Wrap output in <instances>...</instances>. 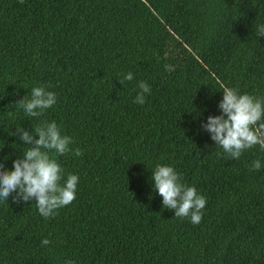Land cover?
<instances>
[{
    "label": "trees",
    "instance_id": "obj_1",
    "mask_svg": "<svg viewBox=\"0 0 264 264\" xmlns=\"http://www.w3.org/2000/svg\"><path fill=\"white\" fill-rule=\"evenodd\" d=\"M259 25L264 0H0V163L27 151L18 127L55 122L71 151L49 155L79 178L48 219L0 201V264H264V150L232 160L202 127L220 82L264 100ZM39 86L57 102L29 117L16 104ZM158 165L206 198L199 225L163 207Z\"/></svg>",
    "mask_w": 264,
    "mask_h": 264
},
{
    "label": "clouds",
    "instance_id": "obj_2",
    "mask_svg": "<svg viewBox=\"0 0 264 264\" xmlns=\"http://www.w3.org/2000/svg\"><path fill=\"white\" fill-rule=\"evenodd\" d=\"M257 37H264V25L256 28ZM165 71H175V66L165 65ZM133 73L123 75L121 84L133 80ZM140 92L135 103L143 105L145 94H151V88L141 81ZM223 98L219 103V116H209L202 127L210 134L211 139L220 146L232 160H239L246 150L259 146L264 150V100L249 94H240L237 89L225 86L220 82ZM57 102L56 94L46 91L44 86L33 87L30 95L21 98L16 104L29 117H40L44 111L52 108ZM13 135H18L27 147L22 158L13 163V171L4 170L0 163V201H7L16 193V202L34 201L38 212L45 219L54 217L57 211L71 205L76 197L78 176L69 174L61 183L63 170L59 163L52 159L50 152L64 155L71 151V137L62 135L55 122L43 123L34 129V135L18 127ZM39 137L36 139V137ZM79 149L75 155H81ZM261 162L252 163L251 171H259ZM152 175L154 190L162 197L163 207L174 210L175 217L190 218L193 225L202 221V210L206 198L198 194L195 187L182 184L178 173L171 166H157ZM50 240L44 239L42 246H48ZM67 264H73L68 261Z\"/></svg>",
    "mask_w": 264,
    "mask_h": 264
}]
</instances>
